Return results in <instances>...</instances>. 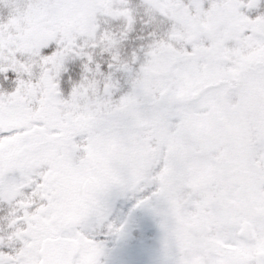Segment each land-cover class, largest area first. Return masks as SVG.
<instances>
[{
  "label": "snow or ice",
  "instance_id": "1",
  "mask_svg": "<svg viewBox=\"0 0 264 264\" xmlns=\"http://www.w3.org/2000/svg\"><path fill=\"white\" fill-rule=\"evenodd\" d=\"M110 194L163 264H264V0H0V264H100Z\"/></svg>",
  "mask_w": 264,
  "mask_h": 264
},
{
  "label": "flooded vegetation",
  "instance_id": "2",
  "mask_svg": "<svg viewBox=\"0 0 264 264\" xmlns=\"http://www.w3.org/2000/svg\"><path fill=\"white\" fill-rule=\"evenodd\" d=\"M57 165V164H56ZM60 165H64L61 163ZM59 171L60 169L63 171L62 167L57 168ZM61 172V171H60ZM56 176L57 177V172ZM89 177L80 176V181L82 182L83 186L86 184ZM71 185L74 184L75 179L70 178ZM67 181V179H66ZM83 188V187H82ZM78 192V188H68V185H63L62 188L56 189V194L59 196V201H61V204L59 205H53V212L49 218H42L44 219V223L48 222V219L55 218L60 215H69L72 211L76 209V207L81 203H76L74 199V195L76 196ZM118 199H115L114 204H111V217L112 219L119 223L120 220H126V209L125 204H117ZM44 205H41L40 208H44ZM142 207H139V211L143 213L141 210ZM37 213L39 212V209L36 210ZM132 216H130L131 218ZM136 220V221H134ZM131 218L129 220H126L125 228L122 231L121 234L117 235L115 233H108V234H100L99 238L103 240V252L99 257L100 264H143V257L146 254V250L144 251L140 244L143 243V240H145V245H150L151 241L149 237L143 236V227H144V217L142 214L138 216L137 218ZM147 222V220L145 219ZM134 222V227L132 228L131 223ZM149 222V220H148ZM127 227L132 228L128 231L127 236ZM133 244H138V253L137 255L133 256L132 254L128 253L126 250L128 247L132 246ZM59 259L61 253L59 251H56L54 253ZM147 264H155L152 262L151 258L149 259ZM157 264V263H156Z\"/></svg>",
  "mask_w": 264,
  "mask_h": 264
},
{
  "label": "rangeland",
  "instance_id": "3",
  "mask_svg": "<svg viewBox=\"0 0 264 264\" xmlns=\"http://www.w3.org/2000/svg\"><path fill=\"white\" fill-rule=\"evenodd\" d=\"M157 57V64L154 65H149L146 69V71L152 72V71H156L157 67L159 65V62L163 60V55L158 52L155 54ZM58 162L56 164H54V167L52 169H49V173L51 175V177L54 179V189L53 191L56 194V189L57 188H62L63 185H68V188H82L83 184L80 181V176H78L77 174L73 173L70 168L67 165H60L62 162H59V158ZM58 167H62L63 171L60 169V171L57 169ZM88 165L85 164V170H87ZM58 171V175L56 176V173ZM75 179L74 184L71 185V180H69L70 178ZM91 177H89L90 179ZM67 179V181H66ZM88 181V180H87ZM87 183V182H86ZM74 199L76 201V203H79L81 201V196L78 194L75 196L74 195ZM109 201L111 204H114L115 199H118L117 204H125V209H126V220H129L131 218H137L138 216H140V214L143 215L144 217V227H143V236L144 237H149L150 238V245H145V240H143V243L140 244V247L146 252L147 255H144L143 257V264H147L149 259L151 258L153 263H157V264H163V261L165 259V257L163 256L162 253V232L158 227V223H157V217H155L152 213V211L150 210V208L148 207H142L141 210L143 211L140 212L139 211V207L132 209L131 212H129V208L131 207V204L134 202L135 196L133 195H128V196H123V195H115V194H110L108 197ZM55 205H59L61 204V201H58L56 203H54ZM197 214L193 213V217L195 218ZM130 216H132L130 218ZM145 219L147 220V222L145 221ZM149 220V222H148ZM136 221V220H134ZM134 222L131 223L132 228L134 227ZM132 228H128L127 227V236L129 229L131 230ZM128 253L132 254L133 256L137 255V251H138V244H133L132 246L128 247L126 250Z\"/></svg>",
  "mask_w": 264,
  "mask_h": 264
}]
</instances>
